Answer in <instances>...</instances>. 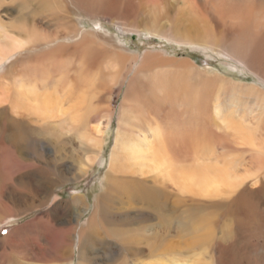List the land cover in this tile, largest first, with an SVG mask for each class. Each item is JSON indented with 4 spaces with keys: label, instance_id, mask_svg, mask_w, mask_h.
<instances>
[{
    "label": "rangeland",
    "instance_id": "374dc122",
    "mask_svg": "<svg viewBox=\"0 0 264 264\" xmlns=\"http://www.w3.org/2000/svg\"><path fill=\"white\" fill-rule=\"evenodd\" d=\"M71 1L0 0V22L5 25L6 30L9 29L11 32L17 27L12 34H19L22 37L42 36V39L35 43L36 48L20 49L15 54V59L13 58L11 62L13 66H17L16 68L9 70L10 61L2 64L0 91L10 85L12 80L10 75L14 71H20L26 64L21 60L22 57H33L38 55L37 52L39 55L42 52L47 53L57 45V41L46 44L43 39L46 36L54 37L57 33H62L56 27L62 24L70 28L76 25L77 29L82 31L93 29L100 33L98 35L104 34L119 39V46L128 55L141 56L145 52H165L176 60H187L197 69L209 72V83L202 84L204 87L201 90L207 92L205 100L208 99L209 92L210 109L215 103L217 83L222 79L264 92V80L243 65V59H248L247 51L252 48L250 39L244 37L233 40L235 37L230 34L229 26L221 27L211 23L210 18L206 17L203 11L198 10L191 1L156 0L158 13L156 12L155 17L152 15V10L148 11V6L143 5L141 8H144L148 16L141 11L138 14L139 18L131 22L134 27L140 28L139 30L155 29V27L161 29L163 35L176 31L180 33L184 31L183 34L187 33L190 36L199 35V44L194 46L175 44L163 39L162 36L137 32L123 34L109 21L108 16H95L102 24L99 25L86 13L88 11L76 8L74 0ZM115 14H120L124 18L122 11H117ZM208 21L210 24L207 23ZM65 42L72 43L67 40ZM106 52L110 50L106 49L97 54L98 60L95 61L97 65L99 64L97 71H101L104 79L97 81V94L89 93L86 97L89 106L84 107H88L87 112L89 113V107L95 106L97 109L89 114L84 127H79L77 123H73L76 127H72L66 118H63L62 125H59L60 123L57 125L56 120L43 121L32 112L21 108L17 115H12L9 112V103L4 102L1 105L0 122H5L4 118L11 124L20 122L26 124L31 132L29 142L21 143L16 149L11 148L6 141L7 133L3 135L0 132V264H79L77 251L79 234L86 227L84 222L95 210V198L101 196L105 189L107 190L105 196L107 195L109 200L107 209L104 213L96 214L90 234L93 236L92 238L90 236L93 241L85 245L83 264H206L208 247L214 242L217 243L220 238L225 239L226 246L233 244L229 247V252L234 260L241 261L242 264H247L246 261L248 264H262L264 204L260 207L261 216L255 218L252 217L251 211V217L239 213L235 199L240 191L245 190L248 195L264 200L259 193L260 180L264 182V175L258 177L256 181L247 180L231 195L217 198H195L177 192L176 189L163 190L155 182L153 174L141 177L126 175L113 185L110 183L108 191V183L106 186L102 179L108 169L117 127V114L124 95L131 94L134 100H140L145 107L150 105L151 111L155 110L156 101L150 96L149 75H140L129 85L137 63L133 68L129 66V73L124 81L119 77L114 78L118 70L114 69L108 58L110 55ZM235 57H240L241 60ZM16 59H19L18 65H15ZM107 63L110 66H107ZM71 70L75 72V66ZM190 72L192 75L195 74L192 76L194 83L192 87L195 89V78L203 76L204 80L207 75L199 76L196 70ZM114 81L118 83L113 84ZM206 87L210 90L203 91ZM219 99L222 102V97ZM84 107L79 111H84ZM163 107L170 108L166 104L159 109ZM231 107L232 105H227L225 117L232 113ZM108 112L112 113V120L110 126L104 130V144L98 160L80 178L78 168L81 164L84 167V158L90 156L88 153L90 145L86 140L91 139V128L96 122V117L99 118L100 123H105L104 116ZM1 114H4V117ZM156 118L166 124L164 120ZM196 122L195 120L194 125ZM177 123L179 124V121ZM209 123L210 130H215L211 116ZM67 137L71 138L67 140ZM221 146L220 141L215 142L217 157L222 155ZM246 168L245 164L239 170L242 173ZM141 188L147 191L150 203L148 200L147 203L142 202L144 200H141L143 192ZM47 190L50 192L49 196H45ZM80 197L87 207L82 217L78 216L76 211L82 209L83 205H77L74 209H69L67 206L72 199ZM249 198L251 202V197ZM41 202H44L43 206L39 205ZM113 232L121 235L122 241L111 235ZM58 235H63L65 247L63 257L56 260L50 256L49 249ZM8 236H10L9 240L6 239ZM71 236L72 254L71 258H68V242L71 241ZM211 238L213 242L210 241ZM90 246L93 249L87 252ZM40 248L44 249L43 258L36 255L41 251ZM213 260H215L214 255Z\"/></svg>",
    "mask_w": 264,
    "mask_h": 264
},
{
    "label": "bare ground",
    "instance_id": "6f19581e",
    "mask_svg": "<svg viewBox=\"0 0 264 264\" xmlns=\"http://www.w3.org/2000/svg\"><path fill=\"white\" fill-rule=\"evenodd\" d=\"M187 1H191L198 10L203 11L205 16L210 18L211 23H216L221 27L229 26L230 34L235 37L233 40L244 37L250 39L252 48L247 51L246 58L248 59H243V65L264 80V0ZM74 3L76 8H81L85 12L88 11L89 13H86L92 17L93 21L95 19L94 22L99 23V25L102 24L95 16H108L109 21L117 26L123 34L137 32L144 35L162 36L163 39L180 45L194 46L199 44V35L190 36L187 33L183 34L184 31L163 35L161 29L156 27L145 30L134 27L132 22L141 11L144 12V8H141L143 5L149 7H147L148 11L152 10L154 17L157 15L156 0H74ZM117 11H122L124 18L120 16L121 13L115 14ZM29 21L31 20L29 19ZM56 27L62 33H57V36L54 37L46 36L43 40L46 44L57 41V45L47 53L42 52L39 55L37 52L38 55L33 57H22L21 60H24L26 64L20 71H14L10 75L12 79L10 85L1 90L3 93L0 91V107L6 102L9 103V112L12 115H17L18 111L25 109L43 121L56 120L57 125L58 123L62 125L63 118H66L72 127H76L73 123L79 124V127H84L89 114L94 113L97 109L95 106L89 107V113L87 112L88 107H84L89 106L86 97L89 93L96 95L97 81L104 79L101 71H97L99 65L95 62L98 60L97 54L106 49L110 50L106 53L110 55L108 58L114 69L118 70L114 78L119 77L123 81L129 73V66L131 65L133 68L134 64L137 63V68L130 78L129 85L140 75H149L151 84L148 87L151 99L156 101L155 110L151 111L150 105L145 107L136 98L134 100L131 94L124 95L118 111V123L109 156L108 169L102 179L106 186L108 183V191L110 183L113 185L119 178H124L126 175L141 177L153 174L155 182L163 190L175 191L176 189L177 192L195 198H217L231 195L239 187H242L247 180L256 181L258 177L264 175L263 91L219 79L217 89H215L217 91L215 103L210 109L209 92L208 99L205 100L207 92L201 90L204 87L202 84L207 85L209 83V72L197 69L189 61L176 60L165 52H145L141 56L128 55L119 46V39L116 40L104 34V36L98 35L100 33L93 29L89 31L78 30L76 25L73 28L65 27L62 24L56 25ZM13 30L11 32L9 29L6 30L5 25L0 22V67L7 61L11 62L13 58L15 59V54L20 49L33 50L36 48L35 43L42 39V36L22 37L19 34L15 35L12 34ZM19 31L22 30L19 29ZM65 40L72 41V43H67ZM235 58L241 60L240 57ZM242 58L244 57L242 56ZM18 61L19 59L15 61V65H18ZM12 64L11 62L9 70L15 67ZM73 66H75V72H71ZM107 66H110L109 63ZM189 69L196 70L199 76L207 75L204 80L202 79L203 76L195 78V89L192 87L194 84L192 76L195 74L192 75ZM116 82L118 83V81H114L113 84ZM208 89L206 87L203 91ZM220 97H222V102ZM178 102L184 109L183 113L188 114L187 123L176 118H173L172 125L163 124L156 120V111L160 110V106L168 104L169 109L173 110L179 104ZM227 105H232V113L225 117ZM81 107H84L83 109L86 111H79ZM4 114L1 115L4 117ZM210 116L215 127V130L212 131L209 127ZM104 119L106 122L103 120L105 123H100L99 118L96 117V122L91 128V139L86 140V143L90 145L88 152L90 156L84 158V167L81 164L80 166L83 168L80 166L78 168L80 178L98 160L104 144V130L110 126L112 113L108 112ZM4 120L5 122H0V132L3 135L7 133L5 139L11 148L16 149L21 143L29 142L31 131L26 124L20 122L11 124L5 118ZM176 120L179 121V124ZM195 120L198 123L196 122L194 125ZM188 125L189 127H187ZM70 138L67 137L66 139L69 140ZM218 141L222 145L220 158L216 156L214 148L215 142L218 143ZM245 164L247 168L241 173L239 169ZM106 192L105 189L101 196L95 198V210L91 217L84 222L86 227L79 234L77 250L79 264H83L85 245L93 241L91 239L93 236L90 234L95 224L96 214L104 213L107 209L109 200L108 196H105ZM259 193L264 197V182L261 180ZM46 195H50L49 190L45 193ZM249 196L251 202H249ZM149 199L147 191L143 190L141 200L144 201L142 202L147 203ZM263 202L264 200L248 195L245 190L240 191L235 199L238 212L250 216L251 211L252 217L261 216L260 207L263 206ZM43 203L41 202L39 205ZM80 204L83 207L76 212L78 216L82 217L87 210L82 197L72 199L67 206L69 209H74ZM239 207L241 208L239 209ZM111 235L122 241L121 235H116L114 232ZM9 238L10 236L6 239L9 240ZM210 241L213 242V239L211 238ZM225 242V239L220 238L217 243L214 242L208 247L206 264H232L233 262L234 264H242L241 261L234 260L229 252V247L233 244L226 246L224 245ZM64 243L63 235H58L55 241L53 240L49 249V254L53 259L58 260L63 257ZM72 246L71 236V241L68 242V258H71ZM40 249L41 251L36 255L43 258L44 249ZM92 249L90 246L87 252ZM213 255L215 260H213ZM261 261L264 264V257ZM246 263L248 264L247 261Z\"/></svg>",
    "mask_w": 264,
    "mask_h": 264
},
{
    "label": "crops",
    "instance_id": "0c3cea01",
    "mask_svg": "<svg viewBox=\"0 0 264 264\" xmlns=\"http://www.w3.org/2000/svg\"><path fill=\"white\" fill-rule=\"evenodd\" d=\"M180 104H177L173 110L168 109L167 107H163L162 109L156 111L158 119L164 120L163 122L166 124H171V121L173 118H176L177 120H181L182 122H188V114H184L183 107L179 106ZM180 109V111H179ZM161 111V112H160ZM187 118V119H186ZM183 119V120H182ZM112 120V119H111ZM117 120H118V114H117ZM111 123V122H110ZM118 123V122H117ZM174 127V126H173ZM189 127V125L187 126ZM117 128V127H116ZM116 131V130H115ZM115 134V133H114ZM114 138V137H113Z\"/></svg>",
    "mask_w": 264,
    "mask_h": 264
}]
</instances>
